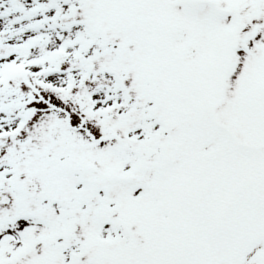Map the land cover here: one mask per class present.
<instances>
[{
  "label": "snow or ice",
  "instance_id": "obj_1",
  "mask_svg": "<svg viewBox=\"0 0 264 264\" xmlns=\"http://www.w3.org/2000/svg\"><path fill=\"white\" fill-rule=\"evenodd\" d=\"M0 264H264V0H0Z\"/></svg>",
  "mask_w": 264,
  "mask_h": 264
}]
</instances>
